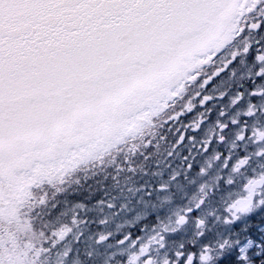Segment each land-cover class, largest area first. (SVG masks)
Returning a JSON list of instances; mask_svg holds the SVG:
<instances>
[{
	"label": "flooded vegetation",
	"instance_id": "obj_1",
	"mask_svg": "<svg viewBox=\"0 0 264 264\" xmlns=\"http://www.w3.org/2000/svg\"><path fill=\"white\" fill-rule=\"evenodd\" d=\"M235 3L234 32L238 35H234L232 40H228L227 33L222 34V14L198 47L185 55L154 61L148 81H145L142 72H137L119 82L108 84L107 91L110 93L103 96L106 98L102 108L109 112L110 121L103 124V135L43 139L50 144L58 143L53 152L47 149L41 153V173L37 181L33 180V184L39 187L32 186L31 165L22 163L15 169L11 167L13 177H10V181L3 180L9 170H3L5 174L0 170V264H75L77 259L82 264H102L109 253L116 251L117 242L125 234L128 235V242L138 240L158 218L165 219L186 206L190 208L189 198L198 186L202 183L212 184L217 176L219 180L215 181L212 192L201 207L187 213L186 223L179 231L165 235L166 244L160 250L161 254L167 253L170 264L173 261L175 264H184L189 254L193 256L192 264H200L199 249L208 247L214 249L210 253L213 257L210 264H236V251L243 242L240 238H260L258 247L251 253V262L264 264V204L230 223L216 220V215L222 213V202L239 187L243 177L264 170V153L255 155L264 147V141L253 144L248 140L251 126H264V61L256 59L264 54V0H235ZM253 24L255 28L251 27ZM209 37L223 42L224 49L218 50L219 55L205 50ZM245 43L247 50L243 51ZM233 52L237 54L233 56ZM177 66L182 69L179 74L176 72ZM124 89L129 92L126 104L122 96ZM221 92L223 96L219 95ZM237 94L241 99L230 106L231 98ZM204 97L208 99L204 100ZM201 100L204 102L201 103ZM188 102L192 107L185 110L184 105ZM248 104L255 108L253 115H240L237 123L233 124L231 118L246 110ZM199 113L205 116L201 117L199 127L193 129L190 125ZM161 116L164 119L160 122L156 137L157 140L162 139L158 146L160 150L156 151L153 141L144 150V155L138 153L134 157L136 163L143 161L146 169L143 175L137 173L132 176L130 182L141 188L135 195H119L118 190L111 188L112 180L110 176H105L113 171L111 167L103 172L90 167L85 170V165L93 156L122 148L123 142L137 128L149 119L155 125ZM169 116L173 119H169ZM217 122L224 125L220 130L224 139L218 140L214 134L205 148L202 140L206 130ZM239 128L244 130L245 139L237 141L236 148L229 153V142L233 139L234 131ZM215 152L221 154L220 159L207 168L205 161ZM246 155L249 156V162L240 170L243 175L233 174V183L226 184L233 161ZM144 156L148 158L145 160ZM225 156L229 160L227 167L222 169ZM160 159H164V164L157 163ZM24 167L28 168L27 172L20 170ZM202 167L206 171L199 174ZM155 171H160L159 177L152 175ZM173 172L177 174L170 180ZM52 176L62 180L57 186L64 191L56 192L53 186L56 179L51 180ZM41 197L44 198L43 203L39 202ZM163 197L170 199L162 202ZM108 200H113L111 208L106 206ZM77 203L84 205V211L77 210L76 213L77 218L84 221L79 226V237L73 240L74 229L73 233L48 252L33 255V233L44 231L47 236L44 226L67 221L68 218L61 216V212L66 206ZM121 204L125 207L121 208ZM210 211L215 214L208 216ZM145 212L147 215L135 225L115 232L117 224ZM105 217L111 218L105 224L98 223ZM194 218H205L208 227L196 239V243L188 244V239L192 237ZM98 232L115 234L95 244V234ZM89 237L92 239L89 240ZM225 239L231 247L226 245L223 250L215 248L218 242ZM49 245L50 241L42 247L49 248ZM65 247L69 249L67 257L60 255ZM177 248L180 253L178 259ZM255 253H258L256 257ZM123 259L124 256L117 254L110 264H116L117 260L123 262Z\"/></svg>",
	"mask_w": 264,
	"mask_h": 264
},
{
	"label": "snow or ice",
	"instance_id": "obj_2",
	"mask_svg": "<svg viewBox=\"0 0 264 264\" xmlns=\"http://www.w3.org/2000/svg\"><path fill=\"white\" fill-rule=\"evenodd\" d=\"M236 8L235 0H0V166L39 164L31 154L51 147L45 117L92 106V89L121 60L135 62L189 23L223 13L222 34L232 40ZM223 49L209 37L206 51Z\"/></svg>",
	"mask_w": 264,
	"mask_h": 264
},
{
	"label": "clouds",
	"instance_id": "obj_3",
	"mask_svg": "<svg viewBox=\"0 0 264 264\" xmlns=\"http://www.w3.org/2000/svg\"><path fill=\"white\" fill-rule=\"evenodd\" d=\"M252 28L256 26L251 25ZM247 50V43L244 45L243 51ZM237 53L233 52L232 55L235 56ZM257 61H264V54L256 57ZM256 94H259L257 92ZM219 95L223 96L224 93L221 92ZM208 97H204V100H207ZM241 96L237 94L235 97L231 98L230 106L235 105ZM204 101L201 100V103ZM192 107L191 103L188 102L184 105L185 110H190ZM264 110V109H262ZM255 111V108L252 104H248L246 110L242 113L238 112L236 116L231 118V122L233 124L237 123V118L240 115L244 116H252ZM179 113H177L178 115ZM205 116L204 113H199L196 117L194 123L190 126L195 129L198 128L201 122V117ZM169 119H173L172 116L168 117ZM206 118V117H205ZM164 119V117H160L155 125L152 120H147L143 125L136 129L135 133L124 143L122 148L115 149L110 153H101L93 156L89 163L85 165V170L89 167L98 171L103 172L104 169L111 167L113 171L111 173H106L105 176H110L112 180L111 188L113 190H118L119 195H127L132 194L135 195L136 192L140 191L141 188L136 187L130 181L132 176H135L137 173L143 175L146 171L144 167L143 161L140 163H136L134 157L139 153V155H144V150L147 148L148 144L155 141L153 146L156 148V151H159V145L162 143L161 140H157L156 137L158 135V128L161 126L160 122ZM224 127L223 124L217 122L214 126H209L206 130L205 138H203L202 143L205 145V148L212 140L213 135L215 134L218 140H223L224 138L220 135V130ZM147 138V139H146ZM245 139L244 130L242 128L236 129L233 133V139L229 142V153L232 152L236 148V142L242 141ZM248 140L253 144L264 141V126L256 127L255 125L251 126L250 134L248 136ZM264 153V147H261L255 155L259 156ZM154 154V153H153ZM220 153L215 152L210 157L209 160L205 161L207 168H211L212 165L220 159ZM120 157L118 160L117 157ZM148 157L144 156L146 160ZM166 158V157H165ZM229 157L225 156L224 162L221 165V168L227 167ZM249 162V156H243L233 161L232 167L229 170L230 175L226 178V184H232L233 174H241L240 170L247 165ZM159 164H164V159H160L157 161ZM167 165H165L166 167ZM206 168L202 167L200 169L199 174H204ZM95 174V173H93ZM177 173L173 172L170 176V180L175 178ZM152 175L159 177L160 171H155ZM243 175V174H241ZM219 176H217L212 184L202 183L198 186L197 191L192 194L189 198V203L191 207L180 208L174 211L171 216L166 217L165 219H157V222L152 225L150 228H147L144 235L138 240H132L128 242V235L125 234L123 239L117 242L116 251L108 254L106 258H104L102 264H110L113 258L120 254L124 256L123 262L120 260L116 261V264H170L167 253L161 254L160 250L165 248L166 239L165 235L168 233H175L181 229V227L186 223L187 213L190 212L193 208H200L204 203L205 199L208 197L209 193L212 192L213 187L215 186V181L219 180ZM62 183V180L57 177L54 183V187L56 188V192H62L64 189L62 187H58L57 185ZM162 187H166L163 185ZM207 189V191L205 190ZM170 198L163 197L161 198L162 202H167ZM40 203L44 202V198H40ZM260 204H264V170L254 172L251 175H247L243 177V181L239 184V187L234 191L229 193L227 197L224 199L221 205L222 213L221 215H216V220L221 223H230L236 219H239L241 216H244L251 212L254 208L259 207ZM106 206L111 208L113 206V200L106 201ZM99 207V205H97ZM121 208H124L125 205L121 204ZM77 210L80 212L84 211L83 204H72L70 207L66 206L65 210L61 212V216L67 217L68 220L65 222H60L56 224H46L44 227L48 232L46 236L44 231L37 230L33 233L34 247L35 251L33 255H39L41 253L48 252L51 247L58 245L61 241L65 239L70 233H73L74 229L76 230L73 235V240H76L79 235V226L84 223L82 219L77 218ZM215 214L214 211H210L207 213L208 216H213ZM114 215V214H113ZM147 213L137 214L131 220H125L123 223H119L116 226L115 232H120L122 229L126 227H132L139 220L146 216ZM223 217V218H222ZM111 217H105L100 219L98 223L105 224L107 220ZM208 227L206 224L205 218H194V227L192 232V237L188 239V244L196 243V239L199 238L205 231V228ZM115 232H98L95 234V244H99L105 241L109 236L115 234ZM92 237H89L91 240ZM50 241L49 248L42 247L43 244ZM122 245V247H120ZM231 247L230 242L225 239L223 242H218L215 245V248L223 250L225 246ZM176 253H179V248L175 249ZM214 249L208 247H202L199 249L198 260L200 264H210L213 257L210 255ZM69 249L65 247L61 256L67 257ZM219 253H217L218 255ZM179 255H177L178 259ZM75 264H82V261L77 259ZM175 264V261H173ZM184 264H192V259L188 255L187 259L184 261Z\"/></svg>",
	"mask_w": 264,
	"mask_h": 264
},
{
	"label": "water",
	"instance_id": "obj_4",
	"mask_svg": "<svg viewBox=\"0 0 264 264\" xmlns=\"http://www.w3.org/2000/svg\"><path fill=\"white\" fill-rule=\"evenodd\" d=\"M193 23H195V22H193ZM191 24L192 23H189L187 25V27H189ZM174 36L175 35L171 36L170 38H172ZM169 39L166 41V43L163 46L158 47V48L159 49L160 48H164L165 45H168ZM186 47H187V45H186ZM145 49H147V48H145ZM145 49H143V50H145ZM124 62H127V60H121L120 64H122ZM104 106L105 105H102V106L99 107V111L96 112L95 116L94 115H90L88 117L87 116H82L81 119L76 120V122H74L73 115H71L72 118H70L68 116L67 119H64V125L62 126L63 128L61 130H58V133H60L58 137L61 138V139L70 138V137L89 138V137H100V135H103L102 132H104L105 125H103L102 127H100V126H101V124H105L106 122L110 121V114H109L108 111H104V109L102 108ZM100 112H102V113H100ZM101 114H103L104 116H102ZM105 117H107V119H105ZM117 118H118V115L115 116V121H117ZM73 122L75 124L82 123V124H79V125H77L75 127V130H77V131H72L71 129H69L70 127L73 126ZM87 124L94 125V126L93 127L90 126V125L87 126ZM98 127H100L101 130L98 129ZM55 133H56V131L52 132L51 137H56ZM56 138H54V139L56 140ZM57 143H58V141L52 142L53 145L51 144V147L49 148V152H53L55 150V148H57V146H56ZM41 153H42V151L38 152V153L31 154V159L37 158V157H41ZM23 164L25 165L27 163H23ZM6 168L7 169L10 168V170H11V167L9 165H7V164L0 166V169L2 170L1 172L3 174H5V172H3V170H5ZM11 174H12V172H9L8 175L5 174L6 175L5 177L10 178ZM33 175L35 177H39L40 173L37 172V171H33Z\"/></svg>",
	"mask_w": 264,
	"mask_h": 264
},
{
	"label": "rangeland",
	"instance_id": "obj_5",
	"mask_svg": "<svg viewBox=\"0 0 264 264\" xmlns=\"http://www.w3.org/2000/svg\"><path fill=\"white\" fill-rule=\"evenodd\" d=\"M33 159L41 160V157H37V158H33ZM39 167H40V163L36 164L35 166H31V168H39ZM11 176L13 177L12 174H11ZM8 179L10 181V178H8ZM8 179H6V180L8 181ZM55 179L56 178L54 176L51 177V180L55 181ZM32 186H33V188H36V187H39L40 185L36 186V184H33V179H32ZM240 239H243V243L240 246V248L236 251L238 254L237 260L239 261L238 264H244V261H247V254L245 252H248V250H250V249H255V247H257L258 244H255L254 242L249 241V238H240ZM249 242H251L252 244H249ZM254 255L256 256V255H258V253H255ZM248 264H252V263H248Z\"/></svg>",
	"mask_w": 264,
	"mask_h": 264
},
{
	"label": "bare ground",
	"instance_id": "obj_6",
	"mask_svg": "<svg viewBox=\"0 0 264 264\" xmlns=\"http://www.w3.org/2000/svg\"><path fill=\"white\" fill-rule=\"evenodd\" d=\"M239 263V261L237 260V258H236V264H238Z\"/></svg>",
	"mask_w": 264,
	"mask_h": 264
}]
</instances>
